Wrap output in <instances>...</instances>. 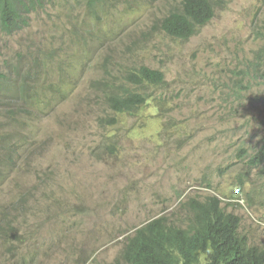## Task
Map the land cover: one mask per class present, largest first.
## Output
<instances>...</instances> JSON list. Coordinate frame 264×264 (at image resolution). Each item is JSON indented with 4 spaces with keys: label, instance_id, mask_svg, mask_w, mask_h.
<instances>
[{
    "label": "rangeland",
    "instance_id": "374dc122",
    "mask_svg": "<svg viewBox=\"0 0 264 264\" xmlns=\"http://www.w3.org/2000/svg\"><path fill=\"white\" fill-rule=\"evenodd\" d=\"M174 1L113 0L96 19L88 0H48L0 40L19 90L0 104V219L19 235H2L0 264H113L138 227L182 222L180 203L208 196L264 246V173L242 159L264 144V0H217L190 41L153 28ZM104 64L161 71L165 84L110 127L92 88Z\"/></svg>",
    "mask_w": 264,
    "mask_h": 264
},
{
    "label": "trees",
    "instance_id": "16d2710c",
    "mask_svg": "<svg viewBox=\"0 0 264 264\" xmlns=\"http://www.w3.org/2000/svg\"><path fill=\"white\" fill-rule=\"evenodd\" d=\"M47 1L0 0V40L22 31L27 26L26 17L34 9H42ZM218 2L174 1L163 11L161 17L153 21V28L172 39L190 41L212 23L216 17ZM109 3L112 4L113 0H88L87 7L97 19L100 13L108 12ZM259 66L254 65L255 68ZM45 68H48V63L41 67ZM99 72L101 76L94 81L92 88L100 92L101 105H107L114 115L103 117L98 122L110 127L116 126L121 116L132 117L149 107L153 97L147 91L151 86L161 87L165 84V76L161 71L146 67L129 65L115 68L111 64L109 69L104 64ZM9 74L10 72L0 71V96H5L6 101L0 100V104L5 106L11 96L19 93V90L9 84ZM261 76L264 78V71ZM37 84L36 79L29 86L33 88ZM155 108L161 112L160 106L155 105ZM14 142L12 141L10 152L17 150L13 151ZM110 147H116V143ZM247 157L250 170L260 169L264 173V144L242 159ZM27 166L30 167V164ZM245 178L246 176H242L240 179L242 187L246 185ZM20 199L25 204L16 210H25L26 204L29 205L30 202L29 193ZM180 206L187 213L184 221L176 223L166 216L148 220L126 238L124 248L113 264H264V246L251 244L242 232V218L228 211L220 198L208 196L204 201L199 200V197L190 198L181 202ZM6 223L0 219V239H4L2 235L6 234L5 237L18 241L19 235L13 218L12 226L11 221Z\"/></svg>",
    "mask_w": 264,
    "mask_h": 264
},
{
    "label": "clouds",
    "instance_id": "9594fccd",
    "mask_svg": "<svg viewBox=\"0 0 264 264\" xmlns=\"http://www.w3.org/2000/svg\"><path fill=\"white\" fill-rule=\"evenodd\" d=\"M7 72H9L8 69H7V71H5V72H3V73H7ZM34 87H35V86H34ZM50 100H51V98H49L47 101H44V103H47V102H49ZM238 191L240 192L241 189H238ZM235 201H236V200H235ZM237 203L243 205V204H244V199H239V200H237Z\"/></svg>",
    "mask_w": 264,
    "mask_h": 264
},
{
    "label": "bare ground",
    "instance_id": "6f19581e",
    "mask_svg": "<svg viewBox=\"0 0 264 264\" xmlns=\"http://www.w3.org/2000/svg\"><path fill=\"white\" fill-rule=\"evenodd\" d=\"M109 100V99H108Z\"/></svg>",
    "mask_w": 264,
    "mask_h": 264
}]
</instances>
